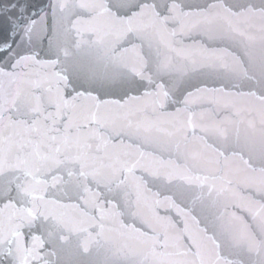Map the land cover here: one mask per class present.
<instances>
[{"label":"snow or ice","instance_id":"snow-or-ice-1","mask_svg":"<svg viewBox=\"0 0 264 264\" xmlns=\"http://www.w3.org/2000/svg\"><path fill=\"white\" fill-rule=\"evenodd\" d=\"M0 264H264V0H0Z\"/></svg>","mask_w":264,"mask_h":264}]
</instances>
